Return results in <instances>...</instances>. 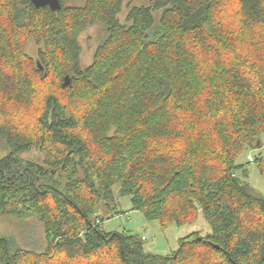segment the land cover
<instances>
[{"label": "trees", "instance_id": "trees-1", "mask_svg": "<svg viewBox=\"0 0 264 264\" xmlns=\"http://www.w3.org/2000/svg\"><path fill=\"white\" fill-rule=\"evenodd\" d=\"M60 1L0 0V218L34 216L45 236L41 252L0 237V264H264V197L236 164L264 136V0H147L126 23L125 0ZM116 185L164 231L203 213L211 232L147 252L102 226Z\"/></svg>", "mask_w": 264, "mask_h": 264}, {"label": "rangeland", "instance_id": "rangeland-1", "mask_svg": "<svg viewBox=\"0 0 264 264\" xmlns=\"http://www.w3.org/2000/svg\"><path fill=\"white\" fill-rule=\"evenodd\" d=\"M66 6H83L85 0H65ZM149 6L147 0H125L123 9L118 15V19L126 23L128 11L131 6ZM154 14L159 23L162 11ZM106 36L105 29L102 24L96 23L89 26L80 36L82 46L81 62L84 66L92 62L94 52L99 44ZM41 45H36L35 42L27 43L28 53L36 58L37 51ZM261 146H256L255 149L247 148L238 158L236 164L243 166L237 171V176L247 182L252 189L264 197V178L255 166L254 162L250 163L248 157L251 155L256 157L259 154L264 155V136L261 139ZM35 158L40 163L42 159L37 151H32L23 155V158ZM244 171L247 176H244ZM67 173L62 174V179L66 178ZM77 177H83L84 173L80 167L76 170ZM120 186L114 187L115 200L102 201L98 207V216L103 220V228L107 232L124 230L131 231L133 234L145 238V250L159 255H167L174 252L179 246V240L194 232H199L205 236L211 232L209 224L206 222L203 213H200L199 219L194 224H189L183 227L171 225L166 231L162 230L158 221L146 220L139 212L132 211V202L130 196H121L119 194ZM118 212H121L118 214ZM0 237L12 241L16 247H21L28 250L41 252L45 247V236L42 223L34 216H16L0 218Z\"/></svg>", "mask_w": 264, "mask_h": 264}, {"label": "water", "instance_id": "water-1", "mask_svg": "<svg viewBox=\"0 0 264 264\" xmlns=\"http://www.w3.org/2000/svg\"><path fill=\"white\" fill-rule=\"evenodd\" d=\"M32 3L37 9L49 7L52 11H59L62 8L60 0H32Z\"/></svg>", "mask_w": 264, "mask_h": 264}, {"label": "built area", "instance_id": "built-area-1", "mask_svg": "<svg viewBox=\"0 0 264 264\" xmlns=\"http://www.w3.org/2000/svg\"><path fill=\"white\" fill-rule=\"evenodd\" d=\"M248 161H249L250 163H253V162H254V157L250 155V156L248 157Z\"/></svg>", "mask_w": 264, "mask_h": 264}, {"label": "bare ground", "instance_id": "bare-ground-1", "mask_svg": "<svg viewBox=\"0 0 264 264\" xmlns=\"http://www.w3.org/2000/svg\"><path fill=\"white\" fill-rule=\"evenodd\" d=\"M32 1V0H31ZM44 8V7H43Z\"/></svg>", "mask_w": 264, "mask_h": 264}]
</instances>
